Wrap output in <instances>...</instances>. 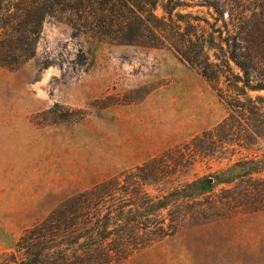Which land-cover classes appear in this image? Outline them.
Listing matches in <instances>:
<instances>
[{"label":"rangeland","instance_id":"1","mask_svg":"<svg viewBox=\"0 0 264 264\" xmlns=\"http://www.w3.org/2000/svg\"><path fill=\"white\" fill-rule=\"evenodd\" d=\"M182 10L213 21L208 7ZM219 93H230L224 77L208 80L168 46L117 44L48 18L35 57L17 68L0 65V264H22L21 238L79 192L117 177L121 197H131L138 167L154 158L163 156L158 166L168 171L145 187L156 197L264 160V134L250 139L245 115L229 121L235 135L210 133L232 112ZM263 180L261 171L251 184ZM245 186L239 179L172 203L159 218L169 226L180 216L175 234L119 264H264V205L253 210L242 201Z\"/></svg>","mask_w":264,"mask_h":264},{"label":"trees","instance_id":"2","mask_svg":"<svg viewBox=\"0 0 264 264\" xmlns=\"http://www.w3.org/2000/svg\"><path fill=\"white\" fill-rule=\"evenodd\" d=\"M190 1L0 0V65L17 68L35 57L48 18L65 20L76 34L92 33L117 44L168 46L208 80L225 78L230 93L227 98L219 95L232 112L210 133L220 130L226 136L235 135L229 121L245 115L251 123L249 138L254 140L264 134V95L252 97L247 91H264V0ZM195 5L208 7L213 21L182 10ZM237 90L247 95L248 104L240 102ZM163 158L138 167L142 174L129 189L128 199L121 197L115 177L60 203L33 229L38 230L34 236L21 238L27 254L22 264H119L152 241L175 234L180 216L171 220V232L164 225L165 217L159 218L169 205H181L239 179L246 182L240 192L242 201L254 204L253 210L264 205V184H251L253 175L264 171V160L238 162L215 174L214 182L196 180L151 196L146 185L163 180L168 173L158 166ZM153 220L154 229L150 228Z\"/></svg>","mask_w":264,"mask_h":264}]
</instances>
